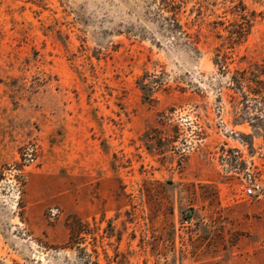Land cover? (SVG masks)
Listing matches in <instances>:
<instances>
[{"label": "rangeland", "instance_id": "rangeland-1", "mask_svg": "<svg viewBox=\"0 0 264 264\" xmlns=\"http://www.w3.org/2000/svg\"><path fill=\"white\" fill-rule=\"evenodd\" d=\"M0 264H264V0H0Z\"/></svg>", "mask_w": 264, "mask_h": 264}, {"label": "built area", "instance_id": "built-area-1", "mask_svg": "<svg viewBox=\"0 0 264 264\" xmlns=\"http://www.w3.org/2000/svg\"><path fill=\"white\" fill-rule=\"evenodd\" d=\"M238 171H241V169H238ZM246 192L248 195H251V196L252 195L253 196H260L262 193V187L257 183H253L252 185L247 186Z\"/></svg>", "mask_w": 264, "mask_h": 264}, {"label": "trees", "instance_id": "trees-1", "mask_svg": "<svg viewBox=\"0 0 264 264\" xmlns=\"http://www.w3.org/2000/svg\"><path fill=\"white\" fill-rule=\"evenodd\" d=\"M71 231H72L71 232V236H72L71 238H73V234H74V232H73L74 231V227L73 226H71Z\"/></svg>", "mask_w": 264, "mask_h": 264}]
</instances>
